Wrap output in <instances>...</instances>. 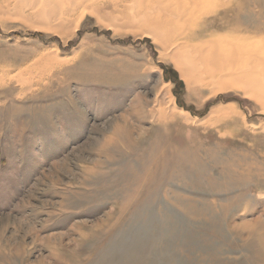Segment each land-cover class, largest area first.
I'll use <instances>...</instances> for the list:
<instances>
[{"label": "rangeland", "instance_id": "374dc122", "mask_svg": "<svg viewBox=\"0 0 264 264\" xmlns=\"http://www.w3.org/2000/svg\"><path fill=\"white\" fill-rule=\"evenodd\" d=\"M116 1L55 31L0 0V264H264V109L188 82ZM203 1L196 45L264 47V0Z\"/></svg>", "mask_w": 264, "mask_h": 264}, {"label": "bare ground", "instance_id": "6f19581e", "mask_svg": "<svg viewBox=\"0 0 264 264\" xmlns=\"http://www.w3.org/2000/svg\"><path fill=\"white\" fill-rule=\"evenodd\" d=\"M127 1L124 0L125 3ZM83 2H88V0H79V2L77 0H26V3H30L29 6L34 9L33 14L37 16L35 18L40 19L43 22L42 24L48 23L50 19L58 20L56 24L58 28L53 26L55 31L60 28L65 16L75 8L77 9ZM114 3L113 5H115ZM205 5L203 0H144L138 6V14L133 13L135 15H125V17L126 20H133L139 28L146 30L158 42L167 52L168 58L176 63L175 65L188 82L194 79L197 80L200 77L207 79L208 84H211V92L215 90L224 91L232 87L238 88L249 98L255 99L264 109V47L252 45L250 41L246 42V40L230 43L227 46L219 43L215 44L212 40L206 41L203 43L204 45H196V39L201 38L204 31L196 33L194 28L189 27V29L185 26L195 16L197 10ZM6 10L0 8L1 15ZM11 12L14 13V11ZM117 15L120 14L117 13L114 16ZM174 23L183 24L181 28L188 30H182L175 36V31L172 33L171 30ZM168 29H170V32ZM190 46L192 47L191 53L189 52ZM187 54L189 55L186 56ZM50 56L43 60L60 63V60L55 56ZM38 59L41 58H37L36 62H38ZM40 62L38 64H42V60ZM202 83L206 82L202 80Z\"/></svg>", "mask_w": 264, "mask_h": 264}, {"label": "trees", "instance_id": "16d2710c", "mask_svg": "<svg viewBox=\"0 0 264 264\" xmlns=\"http://www.w3.org/2000/svg\"><path fill=\"white\" fill-rule=\"evenodd\" d=\"M175 81L177 82V83H176L177 85H178V84L181 85V82H180V81H178V80H175Z\"/></svg>", "mask_w": 264, "mask_h": 264}]
</instances>
